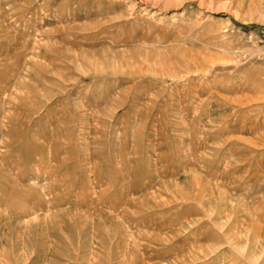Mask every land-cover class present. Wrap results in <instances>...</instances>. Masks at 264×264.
Wrapping results in <instances>:
<instances>
[{"label": "rangeland", "instance_id": "rangeland-1", "mask_svg": "<svg viewBox=\"0 0 264 264\" xmlns=\"http://www.w3.org/2000/svg\"><path fill=\"white\" fill-rule=\"evenodd\" d=\"M0 264H264V0H0Z\"/></svg>", "mask_w": 264, "mask_h": 264}]
</instances>
